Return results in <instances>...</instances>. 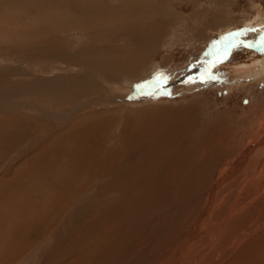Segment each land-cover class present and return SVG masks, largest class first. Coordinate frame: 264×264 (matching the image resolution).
<instances>
[{
	"label": "rangeland",
	"instance_id": "rangeland-1",
	"mask_svg": "<svg viewBox=\"0 0 264 264\" xmlns=\"http://www.w3.org/2000/svg\"><path fill=\"white\" fill-rule=\"evenodd\" d=\"M81 2L0 0V108L11 103L14 113L0 120V137L10 133L0 144V178L13 185L0 187V264L9 258L6 264H264V243L255 240V247L249 245L254 238L240 237L247 225L264 221V194L220 233L213 229L262 163L260 153L246 157L239 179L211 192L264 116V0H103L101 7L119 8L124 16L138 6L144 14L124 21L112 16L83 31L50 28L73 14L81 18ZM156 6L168 17L149 14ZM151 32L158 44L148 51V64L130 65L132 73L127 67L122 74L118 64L97 71L42 56L43 48L70 57L84 48H109L132 57L143 50L137 41L145 43ZM117 70L114 78L110 72ZM85 73L101 91L132 92L142 104L121 112L101 106L112 112H104L105 124L95 132L77 118L75 134L47 133L52 143L69 144L61 142L46 159L43 154L45 165L35 170L30 165L39 157L24 148L53 123L21 106L42 102L37 95L47 90L45 83L60 85L53 77ZM52 99L51 111L65 115L68 107L56 105L60 98L53 93ZM12 116L25 122L17 127ZM5 249H16L15 258Z\"/></svg>",
	"mask_w": 264,
	"mask_h": 264
},
{
	"label": "bare ground",
	"instance_id": "bare-ground-1",
	"mask_svg": "<svg viewBox=\"0 0 264 264\" xmlns=\"http://www.w3.org/2000/svg\"><path fill=\"white\" fill-rule=\"evenodd\" d=\"M102 1L103 0H82V2L79 3L81 9L83 8L82 11H81V14H82V17L81 18H80V15L77 18L76 17L77 15L73 14L74 16H72V15L70 16L71 19L68 18V20H67L68 22H66V23L63 22V23H60V24H54L50 28H55L58 31L64 30L65 28H67V29L70 28V29L77 30V31H83V29H87V30L92 29L91 28L92 26H97L101 22H108V19H111L112 16H113L114 19H111V20H116L117 19V21H118L120 19V20L124 21V19H128L129 17H130V19H132L133 17H134V19H137L139 16H141L142 14H144L142 12L143 9L140 6H138L139 7V11L136 14H133L132 13V15H130L129 17L128 16H124L123 14H120L119 8L110 9V8H106V7L105 8L104 7H101L102 6V4H101ZM125 7L126 8L129 7L128 9L130 10V6L129 5H126ZM153 10L150 9V11H148V10L147 11L149 12V14L152 12L153 13V14H151L152 16H154V14H155V15H158V17H162L161 15L162 14L165 15V13H166V9L164 10L162 6L160 8H157V6H156V8L153 9ZM87 15H89V16H87ZM166 17H168V14L165 15V18ZM111 20H109V22ZM111 23H112V21H111ZM108 24H110V23H108ZM47 32H48V30H47ZM156 33L157 32H151V33L147 34V36H145L143 38L144 41H146L145 43H142L141 41H139V42L137 41L138 45H140L141 49L143 48V50L142 51H139L137 53L135 52V54L132 55V57H131V54H130L132 52H127L124 55L121 54L120 56H118L119 55V52L118 51H117V53L114 52V51L110 52L109 50H111V49H109V48H107V50L109 49L108 51L106 50L107 52L105 50L104 51H101V50L98 51L99 49H95V48H86V49L84 48L83 50L79 51L76 55H74L72 57L66 56L65 54H63L62 52H60V50L59 51H56L55 49L43 48L42 56L45 57V58H48V59L50 57H52V56H55V57L60 58L59 59L60 60V63H67V60H68V62L71 61L74 65H77V66L79 65V66H82V67L87 66V67H90V68H94L97 71L99 70L100 66H101L102 70H104V71L114 70L115 69L114 66H116L118 64V65L124 67V68L122 67L123 68V72L120 71L122 74H124V70H126L127 67L129 69V72L132 73L131 68H130V65H133V63H135V65L137 64L135 66V69H136L138 66L144 65V64H146L147 61H149V59H148L149 58V52L148 51H150V48L153 46V44L154 45L158 44V43H155V41H154L155 40V37L157 36ZM105 49H106V47H105ZM112 50H114V49H112ZM133 53H134V51H133ZM125 55H129V56H125ZM95 57H97V59ZM108 57H111L113 59L115 58V60L112 61ZM259 58H260L259 55H255V57L252 58V61L251 62L253 64H256V63L259 62ZM89 63L91 64V66L89 65ZM147 64H148V62H147ZM250 70L251 69H249L248 71H250ZM101 72L103 74V71H101ZM117 72H119V71L117 70V71H114V73H112V72H110V73L111 74H114V76H113L114 78H117L118 77ZM129 72L128 73L125 72L128 75V77L131 75V73H129ZM102 74H100V75H102ZM255 74L257 75V73H255ZM84 75H81V76H73V77L67 76V78L66 77L65 78H61V76L60 77H53L54 80H55V82H57V84H60V85L58 87H56V86H52L51 85L52 82L51 83H45V84H47V90H43V91L38 90L39 92H43V93H40L39 95H37L38 98L43 99L42 102H40L39 99L35 98V100L34 99L33 100L30 99L31 100V104H29L27 106H21L22 108H24L23 110H21V112L22 111L23 112H31L33 114L31 116H33V117L38 116L39 118H41L40 114H46L48 116L45 119H47L49 121H52V123H53L52 126L48 130H46V131L43 130V132H42L41 129H40V131L42 132V135H38L37 133L34 134L33 141H31V143H30V141H28L27 145L25 144L26 147L25 146H22V147H25L24 148L25 151L32 152V153H34V155L36 157H39V158L34 159L33 160V163L30 165L33 168H35V170L38 169V168H41L43 166L42 164L45 165V161L41 164V158H42L41 156H43V154H45L44 158L46 159V155L47 154H53V153L56 154V152H58V147H60L62 145L61 142L64 143V144H67V145L69 144V141H68V143H65L66 141H53V143H52V140L46 138L47 133L51 137L53 133H54V135H59L60 134V130L61 129H64L63 130L64 133L61 134L62 138L63 137H66L70 131H73L74 134H75V132H76L75 129L80 126L78 124L80 121L83 122L82 123V126H85L86 129L89 128V130L91 129L93 132H95V128L96 129L101 128L102 125L105 124V122H104L105 120H103L101 122V118L104 116L103 118L105 119V117H106V115L104 114V112H112V110L117 111V112L118 111L119 112H121V111H127L125 109L126 106H128V107L130 106V109H135L136 104H138V105L139 104H142L141 103V99L142 98L132 97L133 96L131 94L132 92L126 94V93H123L122 91H118V94H116V93H114L112 91H109L108 88H107L108 90H105L104 89V91H101V88L99 89V86H96V84H94L93 82H91V80H90L91 79V76L90 75H88L86 73ZM82 76H84V77L87 76L86 77L87 78V81L84 80L85 78L82 77ZM131 76H133V74ZM106 77H108L109 80H110V78H112V76H110V77L109 76H106ZM119 77H121V76L119 75ZM133 77H135V76H133ZM122 79H123V76H122ZM128 83H129V81H128ZM100 91H101V93H99ZM36 93H37V91H36ZM52 93L55 94L58 98H60V103H55L56 105H59L62 108L68 107L66 109V111H65V115L66 116L65 115H59L58 113H55V112L51 111L52 108H56V107H52L51 108V106L54 104V101L52 99ZM79 97L81 98L80 100H79ZM32 98H33V96H32ZM2 104H4V103H2ZM262 104H261V106H262ZM101 106L102 107L103 106L112 107V110H110V108H107V107L101 108ZM131 106H134V107L131 108ZM11 108H12V104L11 103H10V105H5V106H2V108H0V120L2 119V117H8V115L11 116V114L14 115L13 111L10 112L11 111L10 110ZM99 108H101V109H99ZM259 111H260V108H259ZM88 112L91 113V116H89L90 114ZM131 112H132V110H131ZM141 114H143V113H141ZM254 116H259V115H254ZM14 118L15 117L12 116V118H10V119L14 120ZM76 119L77 120H80L81 119L80 121L76 122L79 125L78 127H74L75 125L72 123V121H75ZM256 120H257V118H256ZM13 122L15 123V125L17 124V127H18V125H21L25 121H22V120L16 121V120H14ZM254 123L255 122H253V124ZM256 123H257V121H256ZM258 125H259L258 126L259 128L255 129V130L253 129V131L251 130L252 133H253V135H251L252 136V139H250V141L248 142L249 145L245 149L243 148L244 150L242 149L243 151H242V153L240 152L241 154L239 156L237 155L238 157L232 163V165L230 166V168H228V170H225V172L222 173V176H220L221 179H219L215 183L214 189L211 191L212 193H214V191H216L218 189L220 190L222 186L226 185L227 183L229 184L230 183L229 181L232 180L233 178L236 179V177H237V179H239L240 177L238 178V175H236V174L239 172L240 168L242 167L243 161H245L246 157H251L254 154H258V152L260 153V158L262 160V163L256 164L257 165V169L252 174V179L251 180H248L246 184L242 185L241 188H239L240 189L239 192H238L239 193V196H238V198H236L237 201L235 199V203L234 204L232 203L233 205H231L229 208H227V211L226 212H223L222 211L223 209L220 210V212L222 211V215L223 216L221 215L222 217H220V222L217 221L218 223L215 224L216 226L213 225V227H214L213 229H214V231H216L215 234L217 232L220 233L221 232V229H222V226H225L228 221L233 220L237 216L239 217L244 211H246V209H247V204L246 203L247 202H249L250 204H253L257 200L259 202H262V200H259L258 198L260 196L262 197V194H264V193H259V192L263 191V188H264L263 187L264 186V181L261 183L262 176H264L263 175L264 174V150H262V148L264 147V116H263V118H261V121H260V123ZM249 126H251V125H249ZM10 129L11 128L9 127L8 130H10ZM85 132L86 131H83L82 134L84 135ZM2 133H3V131H2ZM4 133L5 134H3L0 137V144L3 142V137H6V135H10L9 132H5L4 131ZM101 133H102V131H101ZM41 142H43L42 144L44 146L42 144H40ZM94 144H96V143H94ZM77 145H80V144H77ZM44 148H45V150H44ZM38 151H41V152L40 153H37ZM74 160H75V158H74ZM7 164L9 166L12 165L11 163H7ZM25 164L26 165H29L28 162H25ZM30 166H29L28 170H30ZM86 170H87V168H86ZM223 174H225V176H223ZM76 175L77 174H75L74 176H76ZM228 177H230V178H228ZM7 182L8 181H6L5 183H7ZM5 183H4V180L2 181V179L0 178V187L6 185V187H8V189H10L13 186L12 184H11V186H9L8 184H10V183H8V184H5ZM253 183L254 184L255 183H259V184H257V186H255L253 189H251L248 192L249 194L246 195V193H244V190H245L244 188L246 186H248V185L253 184ZM3 190H4V188L2 189V191ZM211 198L212 199L209 201L208 207L205 209V212L206 213L209 212V208H210V206H212V204L214 202L213 196H211ZM3 201H4V199H3ZM222 204H223V202H222ZM205 214H204V217H205ZM256 215H258V214H256ZM5 219H6V217H5ZM0 220H1V217H0ZM213 222H215V221H212V224H213ZM257 222L258 221L254 222V225H251V226L247 225L248 227L244 228L242 233L239 231L241 235L243 234L242 236H240L241 239H242V237H246V238L251 237V238H254V240H252V243L249 244V245H251V246H254L255 245V247H258L259 246V245H257L254 242L255 240H260L261 243H264V232H260L259 231L260 229L262 230V228L264 229V221L263 222H258V224H259L258 226L256 225ZM193 225L195 226V223ZM200 225L201 224H199V226ZM8 226L10 227V229L13 228L9 222H8ZM197 226H198V224H197ZM210 227L211 226H209L207 228H210ZM197 229H198V227H197ZM254 230H258L257 233H253ZM247 231H252V232L249 235L248 233H246ZM212 233H214V232H212ZM222 234H223V232H222ZM8 237H11V238L6 239L7 241L3 242V246H1V248H5V244L10 243V241L12 240L13 234H12V236L10 235ZM194 238H196V237H194ZM1 239H4V238H1ZM187 244H189V243H187ZM193 244H194V242H193ZM214 246H216V245H214ZM208 248H210V247H208ZM6 250L7 249H5V251ZM15 252H16V249H13L12 252L9 250L6 255L9 256V257H12ZM13 258H15V255H14ZM8 260L5 259L3 261V264H6V262H8ZM11 260H12V258H11Z\"/></svg>",
	"mask_w": 264,
	"mask_h": 264
}]
</instances>
